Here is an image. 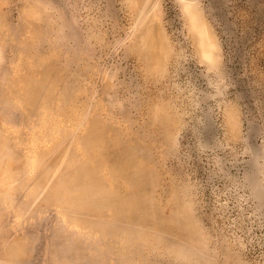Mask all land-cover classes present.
Segmentation results:
<instances>
[{"label": "rangeland", "instance_id": "rangeland-1", "mask_svg": "<svg viewBox=\"0 0 264 264\" xmlns=\"http://www.w3.org/2000/svg\"><path fill=\"white\" fill-rule=\"evenodd\" d=\"M0 264H264V0H0Z\"/></svg>", "mask_w": 264, "mask_h": 264}, {"label": "bare ground", "instance_id": "bare-ground-1", "mask_svg": "<svg viewBox=\"0 0 264 264\" xmlns=\"http://www.w3.org/2000/svg\"><path fill=\"white\" fill-rule=\"evenodd\" d=\"M158 28V27H157ZM150 31V30H149ZM152 31H153V33H152ZM154 31H156L155 29L153 30V28L151 29V31L150 32H147L146 31V35H147V33L148 34H151L150 36L149 35H147L149 38H150V43L151 44H149V46L147 45V47H149V48H152V51H153V53H156V57L158 56L159 58L158 59H160L161 58V52L163 51L162 50V45H161V43L163 42V40H162V42H161V40L160 39H158V37L160 38V36L162 35H160L159 36V34L157 35L158 37L155 39V38H152L153 36H154V33H157V32H154ZM160 33V32H159ZM153 34V35H152ZM146 35H144V36H146ZM155 36H156V34H155ZM204 36H206V34L204 33L203 34V39H204ZM148 37H146V39H149ZM203 39H201L200 41H203V49H205L204 51H205V54L206 53H209V48L211 47V44H210V42L208 41H204ZM149 43V42H148ZM164 43V42H163ZM151 51V50H150ZM160 61H162V59L160 60ZM80 188V187H79Z\"/></svg>", "mask_w": 264, "mask_h": 264}]
</instances>
